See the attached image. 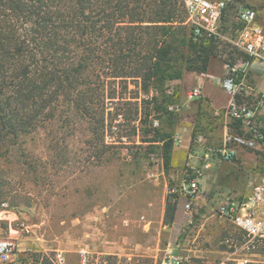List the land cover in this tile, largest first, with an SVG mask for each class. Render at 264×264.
<instances>
[{
	"label": "rangeland",
	"instance_id": "obj_1",
	"mask_svg": "<svg viewBox=\"0 0 264 264\" xmlns=\"http://www.w3.org/2000/svg\"><path fill=\"white\" fill-rule=\"evenodd\" d=\"M227 2L226 32L239 6L256 9L264 23V0ZM1 14L0 33L11 42H0V95L6 97L13 90L4 82L11 80L22 57L9 61L1 54L2 45L13 52L19 40L30 43V33L28 23ZM216 49L210 59L218 76L210 81L223 90L219 79L232 49L221 42ZM260 77L253 70L247 73L258 88ZM176 80L156 89L140 80L108 81L105 92L114 90L115 97H105L103 105L91 100L84 119L75 114L65 122L41 124L20 134L15 144H0V238L14 242L20 264H54L56 250L66 264H80V249L91 253V264L95 259L175 264L169 259L177 257V264H236L227 259L228 243L237 244L242 235L214 211L219 203L248 192L264 172V153L238 149L237 158L222 160L217 149L223 131L237 125L224 109L214 113L204 100L196 113H189L177 99ZM184 126L191 130L188 146L181 136ZM205 162L210 166L191 198L187 182ZM189 199V221H175L176 211ZM167 203L175 208L172 221L165 216ZM187 247L195 252L185 259L181 255L191 253Z\"/></svg>",
	"mask_w": 264,
	"mask_h": 264
},
{
	"label": "trees",
	"instance_id": "obj_2",
	"mask_svg": "<svg viewBox=\"0 0 264 264\" xmlns=\"http://www.w3.org/2000/svg\"><path fill=\"white\" fill-rule=\"evenodd\" d=\"M1 12L28 23L30 33V43L19 40L13 52L2 45L9 61L22 57L4 82L12 94L0 95L2 145L41 124L75 114L84 119L91 100L103 105L105 97H115L114 90L105 92L108 81L161 88L185 70L205 72L217 53V43L194 37L184 24L179 0H0ZM6 40L0 33V42L9 45ZM237 55L230 50L229 62ZM174 211L167 203L168 221Z\"/></svg>",
	"mask_w": 264,
	"mask_h": 264
},
{
	"label": "built area",
	"instance_id": "obj_3",
	"mask_svg": "<svg viewBox=\"0 0 264 264\" xmlns=\"http://www.w3.org/2000/svg\"><path fill=\"white\" fill-rule=\"evenodd\" d=\"M184 23L194 37L225 43L239 55L233 63H224L226 72L219 84L230 96L225 108L237 129L223 131L221 147L217 149L222 160L230 161L238 156V149L264 153V87L258 88L247 80L251 70L264 77V23L259 13L251 7L239 6L230 32H226L224 18L228 8L227 0H181ZM236 56V55H235ZM201 85L192 88L190 96L200 94ZM176 111L179 110L178 105ZM210 166L205 162L195 168L187 182L186 194L193 198L199 189L203 172ZM191 199L183 203L185 212L191 211ZM214 214L230 222L242 239L236 244L228 243L227 259L236 264H264V172L252 183L248 192L229 198L216 206ZM80 264H91L92 255L85 249L78 251ZM175 260V261H174ZM169 259L170 263H178ZM54 264H66L60 250L53 255ZM0 264H20L13 241L0 238ZM93 264H108L106 260Z\"/></svg>",
	"mask_w": 264,
	"mask_h": 264
},
{
	"label": "crops",
	"instance_id": "obj_4",
	"mask_svg": "<svg viewBox=\"0 0 264 264\" xmlns=\"http://www.w3.org/2000/svg\"><path fill=\"white\" fill-rule=\"evenodd\" d=\"M217 73L218 72L215 70L213 62L210 59L205 72L185 70L181 78L176 80L178 89V94L176 92L177 99L182 101V104L186 106V109L189 111V113L197 112L198 106L200 104V98L209 103V106L212 108L214 113H217L221 109L225 110L230 100V96L226 91L214 86L210 81V79H216V77L218 76ZM258 84L259 86L264 87V77H260V80H258ZM196 85H201L200 94L197 97H193L191 99V90ZM182 129L184 130L181 134L184 139V146H188L191 130L187 126L182 127ZM185 213L186 212L183 209L177 210L174 220L180 222L185 220L189 221V219L185 217ZM186 250H189L188 252L191 253H185L181 256H183L185 259H188L189 257L193 256L195 250H192V248L188 249V247Z\"/></svg>",
	"mask_w": 264,
	"mask_h": 264
}]
</instances>
